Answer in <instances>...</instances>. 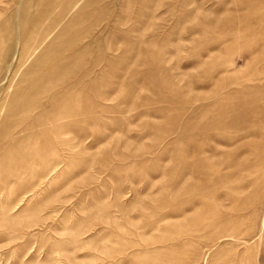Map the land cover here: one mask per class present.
<instances>
[{
	"label": "rangeland",
	"instance_id": "obj_1",
	"mask_svg": "<svg viewBox=\"0 0 264 264\" xmlns=\"http://www.w3.org/2000/svg\"><path fill=\"white\" fill-rule=\"evenodd\" d=\"M0 264H264V0H0Z\"/></svg>",
	"mask_w": 264,
	"mask_h": 264
}]
</instances>
